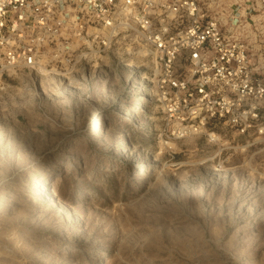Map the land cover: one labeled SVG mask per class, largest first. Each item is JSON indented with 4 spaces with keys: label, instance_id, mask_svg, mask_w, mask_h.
Listing matches in <instances>:
<instances>
[{
    "label": "rangeland",
    "instance_id": "374dc122",
    "mask_svg": "<svg viewBox=\"0 0 264 264\" xmlns=\"http://www.w3.org/2000/svg\"><path fill=\"white\" fill-rule=\"evenodd\" d=\"M252 4L211 14L264 75ZM37 74L0 91V264H264V100L246 127L183 135L131 34L69 41Z\"/></svg>",
    "mask_w": 264,
    "mask_h": 264
},
{
    "label": "built area",
    "instance_id": "2783aa9c",
    "mask_svg": "<svg viewBox=\"0 0 264 264\" xmlns=\"http://www.w3.org/2000/svg\"><path fill=\"white\" fill-rule=\"evenodd\" d=\"M218 1L0 0V91L19 72L38 73L69 41L101 54L131 34L153 59L155 101L183 135L213 123L246 127L264 100V75L211 14ZM252 2L264 13V0Z\"/></svg>",
    "mask_w": 264,
    "mask_h": 264
},
{
    "label": "bare ground",
    "instance_id": "6f19581e",
    "mask_svg": "<svg viewBox=\"0 0 264 264\" xmlns=\"http://www.w3.org/2000/svg\"><path fill=\"white\" fill-rule=\"evenodd\" d=\"M33 75H35V76H36V75H38V74L36 73V74H33ZM49 197H50V196H49Z\"/></svg>",
    "mask_w": 264,
    "mask_h": 264
}]
</instances>
